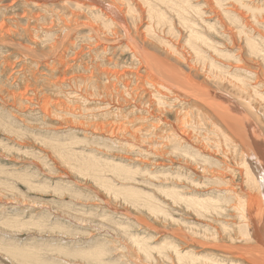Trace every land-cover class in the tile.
Listing matches in <instances>:
<instances>
[{
    "label": "rangeland",
    "instance_id": "rangeland-1",
    "mask_svg": "<svg viewBox=\"0 0 264 264\" xmlns=\"http://www.w3.org/2000/svg\"><path fill=\"white\" fill-rule=\"evenodd\" d=\"M75 1L77 0H46L42 1L43 3L39 1L42 6L38 8L31 5L29 0H0V21H5L6 26L15 31V33L0 35V118L5 116V121L15 127V129L18 130V135H21L19 138L16 137L17 135L13 136L6 134L0 130V140L7 145V149L2 148L0 145V166L2 167V170H0V174H2L0 175V180L11 183L10 189L12 190L7 192L5 191V187L0 186L2 187L0 188V237L10 238V240L15 241V243L21 247L30 246V248H32L31 242L33 244L39 243L36 245H40L41 248H44L43 251H40V256L45 260H49L51 263L56 261L55 263L58 264H96L95 261L91 262V258L85 255L84 252L98 246H103V248L110 247V249H113L111 251L112 253L110 252V254L107 255L108 259L110 257L109 261L111 264L139 263L141 260L137 258L138 255L137 252H135V247H132V243H129L126 239L128 236H131V234H138L139 236L145 238L146 244L149 246L151 245L152 247L154 246V248L149 249L151 252L150 254L152 255L150 259L149 257H142L141 254L138 253L139 256L143 258L142 261L144 264L146 262V264H148L149 260L156 262L155 264H166L171 260H173L171 261L172 263L170 262L171 264H179L175 261L174 252L171 250L173 249V245L178 251L183 248H185V250L191 249L198 257L192 260V264H221L223 260V263L227 264H230V262H233L234 264H249L247 260H249L250 257L252 259L254 256L253 254H247V252L250 251V245H247L248 241L245 242L239 241L238 239L235 240L233 236L234 233L231 234L232 229H228L233 227V224L230 223L231 221L229 219H233L234 216L227 217L226 214L224 215L225 212H223V214L208 213L203 217V214L195 212L192 208H187L184 204H181V202L173 203L171 200L172 198L164 192V189L171 188L173 186L177 190L184 189L182 192H188L189 194H187L189 196H200V198H202L207 195L206 197L211 196L214 198L215 195L207 192V190L213 186L209 185L212 181L200 177L201 175L199 173H202L201 168H197V171H199L198 173H192L186 166V163L189 165L193 164V166H200L204 163L200 164V162H198L199 164L195 163L196 165L189 161L184 163V158H186V161L190 159L188 155H195L196 153L199 154L201 152V157L204 159L203 156L206 155V158L208 157L207 159H209L210 162L203 166L209 168L212 173H219L222 179L226 181V185L233 187L237 194H241L245 199L249 198L252 194L253 197L256 196L260 198L255 186H253L252 191L246 190V178L240 166L242 156L235 153L236 149L229 146L230 144L226 142L225 138H219L220 136L218 135L213 136V139L211 140L213 142H210L211 145L216 144L218 147L215 145V149L212 147L209 148L211 154H206L207 152L205 146L207 148L209 147V141L206 138L208 132L205 129L212 128L215 130L210 122V120H213L214 117L211 115V119H209L205 112L206 107L201 106V101L195 99L192 95L184 94V92L180 90L182 95H180V99L178 98L176 100V104L178 105H174L175 102L171 101L172 105L169 102L170 105H166L165 108L161 107L162 111L159 113L158 110L154 108V106H158V108L160 107L156 98L153 96L155 89L154 87H151L152 85L149 86L147 81V79L151 80V78L146 75L145 69L141 68V64L137 60V58H143L139 55V52H135V56L132 57V53L129 49H127L129 46H123V44H125L128 40L127 37L124 36V33L126 32L124 27L125 25H122L123 28L118 25L120 30L119 34H121L122 39L118 40V37L110 35L107 41L102 40L100 45H97L96 41L98 40L95 37L93 39L88 37L91 33L88 32L86 27H82L76 31H71V28H73L72 26L76 23V19L78 22L85 21L87 19L94 21L95 19L87 10L76 8L74 5ZM128 1H131L132 9L137 17L135 20L131 19L129 16L127 17V19L131 21H129L131 24L128 23L131 29L130 31L134 33V29L138 24L137 20L141 17L140 14L145 15L144 20H146L145 18L148 13L151 12V19L150 21L148 20L151 25V34L153 32L158 39L167 42L170 40L174 44L175 42H180L178 45L181 46L184 51L179 54L167 53L164 47H162L164 45L161 44V47L160 45H157V47L149 46L148 49L158 53L157 55H159V57L161 53L162 58L160 57V59L165 60L163 58L165 56V61L168 60L170 63L172 62L177 64V66L183 71L184 76L190 74L192 77L205 83L207 88L221 91L232 96L252 118L254 124L261 131V137L264 139V116L260 114L261 112H264L262 101L256 97L253 99L252 106L248 107L247 102L241 96V94H244L229 87L226 79H224V81H219L212 75L210 79L206 78L204 73L201 71L202 64L199 58L194 55V52H192L193 50L190 49V47H187L188 43L198 44V40L196 38H187V42L185 44V33L187 32L185 31L186 28L184 27L181 17L191 19L195 23L198 21V24H201L199 22L200 19L198 20L197 15L191 11L190 7L187 11H182L181 14L183 16H181L178 14L177 6H175L173 0ZM190 1L192 4L197 3V7L199 6L202 10L201 18H207L206 21L209 22V24H205L206 26L204 25L205 27L198 26L201 30L203 29L201 33L208 39V41L210 40L217 45L216 49L221 52H231V55H234L233 60L232 58L227 60L225 59L227 58L225 56H216L207 50V48H202L203 51H205V57L203 60L204 62L208 61L205 62L206 67L214 72L219 69V71L226 76L227 74L231 77L239 75L238 77L249 81L250 86H248V88L251 92L253 91L251 89L253 88V85L258 86L256 88L258 91H264V80L261 76L262 74L257 72L259 69V66L257 67L258 63L260 66H264V56L263 59L261 57H256L255 59L254 56L248 57L249 55L244 54L246 50L245 44H243L244 35H239V33H237L239 32V28L243 25L248 34L253 35L254 38L256 36L259 47L264 53V0H244L246 3H251L250 5L255 7V10H258L255 13L253 10L251 11L255 14V17L252 16L253 13H251L250 10L248 12L247 9H244L246 7L243 8L235 0L224 1L222 3L225 4L223 8H220V5L215 4L213 0ZM81 2L87 3L88 1L81 0ZM102 2L108 6L113 4L107 0ZM146 2H150L153 6H151L150 3L147 4ZM258 5L261 6V8L258 7ZM148 6L150 10L149 8L147 10ZM230 7L233 9L237 8L236 10L242 11L243 14L245 13L244 15L247 14V16H245L246 19L244 17H239V14L237 15V20L234 19V21L229 16L226 17L227 13L224 10H227ZM123 10L125 11L126 8L124 7ZM77 11L80 14L72 13ZM23 14H25V16H22ZM117 14L121 16L120 12ZM156 14L157 17L155 19ZM36 15L39 17L36 18ZM10 16L14 19L9 18ZM250 16H252L253 19ZM260 17L263 20L262 22L261 20L259 21ZM65 21L67 23H64ZM99 22L100 20H98V23ZM249 22H251V24ZM255 23L258 24V26L253 25ZM210 24L211 26L213 24L212 28ZM168 25L169 27H173V33L170 32L165 34V30L162 31V29L164 27H168ZM251 25L255 26L254 28L257 30L254 29L253 26L252 30ZM228 27H232L234 33H237L235 38L236 41L234 40V42H230V40H228L230 38L228 34L229 30L227 29ZM24 28L26 29L24 30ZM110 28L113 29L114 26L111 25L109 29ZM66 29L70 32H67ZM259 30L261 31L259 32ZM223 31H225L224 33H227V35L223 34ZM93 35L95 36V34ZM163 36L167 38L164 39ZM177 38L178 40H176ZM15 43L17 44L15 45ZM23 44H27V46L29 44V47L34 50H31L28 53L24 52L21 48ZM103 46L105 48H103ZM80 50L82 51L80 52ZM238 53L240 55H238ZM212 54L214 57L213 60L216 59V64H214V61L210 63L209 59L213 57H209V55ZM228 62L232 64L241 63L245 66L247 65V67L251 68V70L258 69L251 72V74H254L253 76L248 74L247 77H244L246 74L231 70L232 68L228 69L226 67ZM225 63L226 65H223ZM216 68L217 70H215ZM104 69L108 71H122L125 72V74L119 76V79L117 76L115 77L107 73L108 71L106 72L108 75H106V73L102 71ZM81 76H89L91 78L89 79L90 83L87 81L84 82L85 80L81 81ZM62 77H75V79L72 81L68 79L66 81L65 79V83H54L55 80L58 81V79ZM113 81L115 82L113 83ZM128 82V86L125 85ZM153 82L157 87L161 88L159 91L168 93V91L163 88L164 86L157 84L155 81ZM135 85H138L139 88L135 89ZM67 92L71 94H78L81 96L83 101L80 102L68 99ZM13 93L17 96L13 97ZM21 93H23L22 96ZM24 95L26 96L25 98H23ZM188 96H191V98ZM133 97H135V100H133ZM47 100L51 101L50 103L61 101L65 105L67 104L66 106L70 108L73 106L71 109H73L78 115H75L76 117H74L73 115H64L62 113L61 115H63V117L61 118L58 115V112H56L55 117L52 118L51 115H49V117L47 114L43 113L44 110H42L44 109V102ZM188 100L192 103H186ZM195 100L198 104H195ZM150 103L151 105H149ZM195 106L197 107L195 108ZM51 109L56 110L52 107ZM180 109L189 110L191 116L187 118L195 121L198 120L200 126H196L194 128V126L187 125V127H185V131L184 126L176 125V114L174 112ZM56 116H59V119L56 118ZM11 117L13 118V121ZM162 119H166L167 122H164ZM10 121L12 123L14 122L13 125ZM79 122L83 125L79 126ZM121 122L126 124L125 126L129 129V132L125 133L126 135L123 131L121 133L116 129L114 130L115 133L112 135L110 134V136L109 134H102V123L119 124ZM152 124L157 126L153 127ZM187 129L190 130L189 133ZM55 130L57 132L60 130L63 132L60 131L62 133L60 134V132L57 133ZM176 130H180L183 134L188 136L182 134L178 135L177 133L179 132H176ZM130 131H133L134 136L130 134ZM222 131L230 136L229 142L231 144L237 141V139L230 135L229 132L223 128V126ZM50 133L52 134L50 135ZM166 133L172 135L176 134L172 136L175 137L172 138V140L181 138L182 141L179 139L181 143L178 142V144L184 150L183 152L186 153V156L183 155V153L171 155L165 152V150L169 151L172 148L170 144L167 148L165 147L168 139L162 137L165 136ZM48 135L51 136L49 138H53L55 140H60L61 137L62 139H66L67 136L72 137V135L73 137L78 136L79 138H85L88 144L84 145L81 143L79 146L80 148L85 149L87 152H93L97 157L102 160H106L108 163L120 164L124 169H129L135 178H139L138 180L132 179L133 181L129 180L128 182H122L119 179L114 180L112 175H106L115 187L119 186V184L121 185V183L128 186L132 185L135 188L147 192L145 195L149 196L153 203L150 202L149 206L146 207L145 205L133 203L121 195H112V192L92 181L93 178L91 179L89 176L88 178L78 174V172L75 173L76 171L70 170L67 165L63 164L60 159L57 158L51 148L44 146V144H42L39 140L34 139L37 137V139H41V137H47L48 139ZM58 135H60L59 138ZM211 135H213V132ZM198 144L203 151L199 146H197ZM246 146L247 145L240 144L238 145V148L246 150ZM17 147L20 148L17 149ZM187 147L190 151L187 150ZM194 147L196 148L195 150ZM8 149L10 151H8ZM21 150H24L25 153L21 152ZM193 151L196 152L194 153ZM169 158L175 160L172 161ZM178 159L181 160V163ZM144 161L147 163L144 164ZM158 163H160V167L157 166ZM161 166L163 170L161 169ZM177 166L180 167L177 168ZM225 167H229L226 173L221 171ZM16 169L19 174L25 175L27 173L26 175L29 176L31 183L33 185L37 184L38 186L28 188L23 182L17 180V178L14 179V176L11 177L7 175L8 170H10L9 173L14 174ZM156 169L159 170L157 171ZM169 169L171 170L169 171ZM147 171H150V174L153 172L156 179L149 178V176L146 175ZM160 171L162 174L168 173V178H166L168 181L163 178L164 176H162L161 173L159 174ZM3 172L6 176H8V179L5 177ZM184 174H186L189 178L185 175L186 179H184ZM207 178H212V175H208ZM160 179L162 182L165 180L170 184H157L156 182H160ZM189 179L192 183H194L193 185ZM170 180L172 182L174 181L173 184ZM178 180H180V183ZM152 183H156V187H154ZM180 184H184V186H181ZM186 186H188V188H186ZM182 187L183 189H181ZM214 200L215 202L213 204L216 203V205H222L220 198L215 197ZM230 203L234 202L230 201ZM39 204H42L43 206H37ZM149 208L151 210H149ZM154 208L157 209L158 212H155ZM181 210L182 212H180ZM7 217H15L18 221H25V224L19 226L20 229H11L8 225H6V223L2 222L7 219ZM175 218L177 220L181 218V221L179 222ZM29 221L30 224H28ZM201 222L202 224L198 225V223ZM203 222L209 225L208 230L204 228L205 225ZM32 223H36L37 225L33 226ZM100 224L105 227L107 225V227L102 228L99 226ZM189 225L194 228L193 230H197V232L199 231L202 234L205 232V234L207 233V235L211 236L213 239L202 238L199 234V236H196L195 238L200 244L196 243V245H192L191 242H189L191 238L183 237L182 231L177 230L188 229L190 228L188 227ZM113 226L119 229L122 228L125 230V233H129V235L127 236V234H125L126 236H123L118 233L116 234L112 231L114 230L113 228H115ZM176 226H178V228ZM201 226L203 227L201 228ZM225 227L226 229H223ZM12 230H16L17 233ZM220 230L221 233L219 235L217 234L218 238L216 241H213L215 236L214 233H217V231ZM223 230H227L231 235L226 233L229 235V237H226V234L222 233L224 232ZM6 232L11 233L12 235L7 237V234H5ZM12 236H14V238ZM230 238H232V240ZM154 243L158 244L155 245ZM168 243L173 245L168 246ZM205 244H208L209 246H206ZM218 245H222L224 247H217ZM241 247L244 249L243 251L240 250ZM235 248L236 250L234 252L233 250ZM3 253L4 251L0 250V264H10V260L7 258L5 253ZM228 253H231L230 255H235L236 259L231 257L227 258L226 254ZM240 254L243 256L241 257ZM144 259L149 260L144 262ZM184 262L189 263V261L184 260L181 264H186ZM11 264L16 263L12 262ZM149 264H151V262H149Z\"/></svg>",
    "mask_w": 264,
    "mask_h": 264
},
{
    "label": "bare ground",
    "instance_id": "bare-ground-1",
    "mask_svg": "<svg viewBox=\"0 0 264 264\" xmlns=\"http://www.w3.org/2000/svg\"><path fill=\"white\" fill-rule=\"evenodd\" d=\"M41 3H43L42 1H46V0H39ZM38 0H29V2L31 3V5L33 6H36V7H41L42 4L39 3ZM48 1V0H47ZM50 1V0H49ZM88 2L85 3V2H81V0H77L75 1V7L76 8H79V9H82V10H87L88 12H90L92 14V16L95 18L94 21H90V20H85V21H79L76 19V23H74V26H72L73 28H71V31L73 30H78L82 27H86L88 29V32H90L91 34H89V38L90 39H93L94 37L98 40L96 41L97 42V45H100V42H102V40H108V37H110V35L114 36V37H118V40L119 39H122L121 38V34H119L120 30L118 28V25H120L122 27V25L124 24L125 26V30L126 32L124 33V36L127 37V41L125 42V44H123V46L125 47L126 45L129 46V48L127 47V49L130 50V52L132 53V57L135 56V52H139V55H141V57L143 59H138L137 60L140 62L141 64V68L142 69H145L146 71V75L149 76L151 78V80H148V83H149V86L151 87H154L155 89V92L153 93V96L156 98L157 100V103L160 105V107L158 108V106H154V108H156V110H158V112L160 113L162 111V108H165L166 105H172V102L171 101H174V105H178L176 104V100L179 98L180 99V95L181 94V91L184 92V94H188V95H192L195 99H198L199 101H201L202 105L201 106H205L206 107V114L207 116L209 117V119H211V115L214 117L213 120H210L211 124L213 125V127L215 128L212 129V128H209V129H205L208 133H207V140L209 141V147L206 148V154L209 155L211 154L210 151H209V148H216V146L218 147V145H214V144H210V142H213L211 141L213 139V136L215 135H218L220 136L219 138L223 137L225 138L226 142L229 143L231 147H234L236 149V152L239 156L241 155V161L240 162V166L244 172V175H245V184H246V190H250L252 191L253 189V186H255L256 188V191L259 193V197H256L254 196L253 197V194L250 195L249 198L245 199L241 194H237V192L235 191V189L233 187H230V185H226V181L224 179H222L221 175L217 172H214L212 173V171L209 169V168H206L205 166L203 165H207V163H210L209 162V159L206 158V155H204V159L201 157L200 153H196L195 155H188L190 159H188L186 161V158H184V163L185 162H192V163H198L200 162L201 163H204V164H201L200 166H193V164H188L186 163V166L188 167V169L192 172V173H198L199 171H197V168H201L202 170V173H199L203 179H207V180H210L212 181L211 184L209 185H213L209 190H207V192H210L211 194L215 195V197H218L221 199V202H222V205H216L213 204L215 202L214 198L213 197H206L207 195L203 196L202 198H200V196H189L188 192H182L184 189L183 187L181 189L183 190H177L175 189V187H171V188H166L164 189V192L166 193V195L170 196L173 201V203H177V202H181V204H184L187 208H192L195 212L197 213H200V214H203V217L204 215L206 214H210V213H213V214H223L224 215L226 214L227 217L228 216H234L233 219H229L233 224V227L231 228H228V229H232V233L233 236H234V239H238L239 241H245L247 242V245H250V251L247 252L248 255H252L253 254V258L248 261L249 264H264V139L261 137V131L257 128V126L254 124L252 118L244 111V108L230 95L224 93V92H221V91H217V90H213V89H210V88H207V85L205 83H203L202 81H199L197 80L196 78L192 77L190 74H187L184 76V73L183 71L177 66V64L175 63H170L168 60H166V57L164 56L163 58L165 60H162L160 59L161 57V53H160V57L159 55H157L158 53H155L153 51H150L148 49V47H157V45H164L162 47H164L165 51L167 53H175V54H179L180 52L182 53L184 50L181 48V46H179L178 44L180 43H177L175 42V44L173 42H171L168 38V40L170 41H164V40H160L157 38V36L152 32L151 34V25L149 24V21L151 19V15L150 13H148L147 17L145 18L146 20H144V16L145 15H141L140 14V18H138V24H137V27L134 29V33L131 32L130 30V26L128 23H130L131 21L127 19V17L129 16L131 19L135 20L137 19L133 9H132V4H131V1H128V0H107L113 4H111L110 6L108 5H105L102 1L104 0H87ZM148 1V0H146ZM215 2V4H218L220 5L221 7L220 8H223L225 4H222L224 1H227V0H213ZM212 1V2H213ZM229 1V0H228ZM237 3H239L240 6H242L244 9H247L248 12L250 10V12L253 10V12L255 13L256 11L258 10H255V7L251 6L250 4L251 3H246L244 0H235ZM244 1V2H243ZM251 1V0H250ZM15 2V1H14ZM174 4L175 6H177V12L178 14H180L181 16H183L181 13L182 11H187V9L190 7L191 11L195 13V15H197L198 17V20L200 19V23L201 24H198V21L195 23L193 20L191 19H186L185 17H181V20L184 24V27L186 28V32H182V33H185L186 34V41H185V44L187 42V38H196L198 40V44L197 43H193V44H187V47H190V49H192L194 52V55L199 58L200 62H201V71L204 73L205 77L210 79L211 78V75L218 79L219 81H224V79H226L228 81V85L229 87L233 88V89H236L237 91H239L240 93H243L244 95L241 94L242 98L247 102L248 104V107H251L252 106V102H253V99L257 97V99L259 98V100L262 101V105H263V111H264V91H258L256 88L258 87L257 85H253V88H251L254 92L252 93L251 90L248 88V86H250V83L248 80H244L243 78L241 77H238L239 75L235 76V77H231V76H227L224 75L223 73H221L219 71V69L217 70V68L215 70L217 71H213L211 69H208L206 67V63L205 62H208V61H205L203 60V58L205 57V51H203V49L207 48V50H209L210 52H212L214 55L216 56H219L221 57L220 55H222L223 57H227L225 59L229 60L230 58H232L233 60V57L234 55H231L232 53L231 52H221L220 50L216 49V44L212 41H208V39L201 33L202 30L200 29V27L198 26H204L205 24H209V22L206 21V19L204 18H201V14H202V10L199 8V6L197 7V3L196 4H192V2L190 0H176L174 1ZM147 3V2H146ZM150 3V2H149ZM147 3V4H149ZM61 4V3H60ZM125 5V6H124ZM151 5V3H150ZM149 5V6H150ZM147 6V5H146ZM149 6L147 7V10L149 8ZM153 6V5H151ZM126 8V10L124 11L123 8ZM241 7V8H242ZM258 7L261 8V6L258 5ZM43 8V7H42ZM134 8V7H133ZM104 9V10H103ZM131 9V10H130ZM237 9V8H236ZM236 9H233L232 7H230L229 9L227 10H224L226 11L227 13V16L226 17H230L233 19H236L237 20V15L239 14V17H244L247 16L243 14L242 11H237ZM73 10V9H72ZM71 10V11H72ZM76 10V9H75ZM137 10V9H136ZM150 10V8H149ZM130 11V12H128ZM223 11V10H222ZM245 11V10H244ZM118 12L121 13V16L119 14H117ZM236 12V13H235ZM251 12V13H253ZM72 13H77V14H80L78 11L77 12H72ZM129 13V14H128ZM137 13V12H136ZM252 14V16H254L255 14ZM128 14V15H127ZM216 14V13H215ZM258 14V13H257ZM264 14V13H263ZM225 15V14H224ZM261 15V14H260ZM22 16H25V14H23ZM252 16H250L252 18ZM36 18L39 17L38 15L35 16ZM157 17V14L155 16V19ZM255 17V16H254ZM9 18L11 19H14L12 16H10ZM62 18V17H61ZM154 18V17H153ZM159 18V17H158ZM225 18V17H224ZM249 18V17H247ZM250 18V19H251ZM10 19V20H11ZM73 19V17H72ZM160 19V18H159ZM246 19V18H245ZM249 19V20H250ZM253 19V18H252ZM98 20H100V22L98 23ZM149 20V21H148ZM223 20V19H222ZM261 20V22L263 21L260 17L259 21ZM130 21V22H129ZM221 21V20H220ZM240 21V20H239ZM247 21V20H245ZM255 21V19H254ZM258 21V20H257ZM69 22V21H68ZM256 22V21H255ZM64 23H67L66 21ZM224 23V22H222ZM237 23V21H236ZM239 23V22H238ZM244 23V22H243ZM246 23V22H245ZM251 24V22H249ZM254 23V22H253ZM131 24V23H130ZM234 24V23H233ZM261 24V23H260ZM259 24V25H260ZM45 25V24H44ZM51 25V23H50ZM113 25L114 28H110L109 27ZM242 25V24H241ZM245 25V24H244ZM253 25H257L258 24H253ZM251 25V28L252 26ZM136 26V25H135ZM171 26V25H170ZM206 26V25H205ZM204 26V27H205ZM208 26V25H207ZM211 26V24H210ZM213 26V24H212ZM211 26V28H212ZM236 26V25H235ZM239 26V25H238ZM256 26V27H257ZM12 27V26H11ZM246 27V26H245ZM255 26H253L254 28ZM33 28V26H32ZM69 28V27H68ZM67 28V29H68ZM123 28V27H122ZM133 28V27H132ZM173 27H164L162 29V31L165 30V34L167 33H173ZM208 28V27H207ZM210 28V27H209ZM210 28V29H211ZM225 28V27H224ZM239 28V27H238ZM237 28V29H238ZM247 28V27H246ZM249 28V29H251ZM252 28V30H253ZM258 28V27H257ZM26 28H24L25 30ZM66 29V31H67ZM209 29V30H210ZM214 29V28H213ZM229 30V32L232 34H230L228 31V34L230 36V38L228 40H230V42H234L235 38H236V35L237 33L240 34H243V39H244V43L245 44V53L246 55H249L248 57L250 56H254V58L256 59V57H261L263 59V56H264V53H263V50L259 47V44L257 42V39H256V36L255 38L253 37V35H250L247 33V31L245 30L244 26L242 25L240 28H239V32L237 33H234L232 27L231 28H227ZM256 29V28H254ZM28 30V28H27ZM33 30V29H32ZM133 30V29H132ZM206 30V29H205ZM257 30V29H256ZM250 31V30H249ZM261 30H259L260 32ZM30 32V31H28ZM67 32H70V31H67ZM225 31H223V34H226L227 33H224ZM9 33H15L14 30L10 29V27L6 26V22L5 21H0V35H3V34H9ZM45 33V32H44ZM95 34V36L93 34ZM175 34V33H174ZM180 34V33H179ZM263 34V33H262ZM17 35V34H16ZM264 35V34H263ZM262 35V36H263ZM33 36V35H32ZM174 36V35H173ZM177 36V35H176ZM182 36V35H181ZM87 37V38H88ZM240 37V36H239ZM10 38V37H8ZM65 38V37H64ZM164 39H166L167 37L163 36ZM181 38V37H180ZM157 39V40H155ZM101 40V41H100ZM178 40V38L176 39ZM241 40V39H240ZM33 41V40H31ZM50 41V40H49ZM48 41V42H49ZM52 41V40H51ZM62 41V40H61ZM236 41V40H235ZM243 41V40H242ZM10 42V41H9ZM34 42V41H33ZM47 42V43H48ZM50 43V42H49ZM142 43V44H141ZM17 43H15L16 45ZM103 44V43H102ZM118 44V43H117ZM263 44V43H262ZM96 45V44H95ZM96 45V46H97ZM105 45V44H104ZM160 45V47H161ZM179 47H178V46ZM189 45V46H188ZM45 46V45H44ZM54 46V45H53ZM47 47H50V46H47ZM56 47V46H55ZM54 47V48H55ZM22 50L24 52H29L31 50H34L32 48L29 47V44L27 46V44H23L21 46ZM103 48H105L103 46ZM203 48V49H202ZM229 48V47H228ZM228 48H226L227 50H229ZM244 48V47H243ZM89 49V48H88ZM155 49V48H153ZM242 49V48H241ZM58 50V49H57ZM152 50V49H151ZM243 50V49H242ZM56 51V50H55ZM82 50H80L81 52ZM179 51V52H177ZM76 53H79V52H76ZM242 53V52H241ZM213 54L212 55H209V57H213ZM243 54V53H242ZM238 55H240L238 53ZM162 58V57H161ZM213 58L209 59L210 60V63H212L214 61V64H216V59L213 60ZM254 59V60H255ZM259 59V58H258ZM239 60V59H238ZM237 60V61H238ZM243 60V59H242ZM247 60V59H246ZM253 60V58H252ZM251 60V61H252ZM61 61V60H60ZM164 61V62H163ZM236 61V60H235ZM163 62V63H162ZM221 62V61H220ZM239 62V61H238ZM166 63V64H165ZM219 63V62H218ZM246 63V62H245ZM258 63V62H257ZM261 63V62H260ZM9 64V63H8ZM7 64V65H8ZM5 65V64H4ZM45 65V64H44ZM209 65V64H208ZM213 65V64H212ZM223 65H226L223 64ZM82 66V65H81ZM259 66V69L257 72L261 73L262 77H263V80H264V66H260V64L258 63L257 64V67ZM209 67V66H208ZM228 69L229 68H232L231 70H234V71H238V72H242L243 74H246V76L244 75V77H247L248 74H251L252 71H256V70H251V68H248L247 65L245 66L244 64H241V63H229L227 64L226 66ZM137 68V67H136ZM140 68V67H139ZM211 68V67H210ZM219 68V67H218ZM4 69V68H3ZM102 69V68H101ZM107 69V68H106ZM253 69V68H252ZM111 70V69H110ZM103 72H107L108 70H102ZM102 72V73H103ZM133 72V71H132ZM13 73V72H11ZM92 73V72H91ZM104 73V74H105ZM107 73H109L110 75L112 76H117L119 78V76L121 75H124L125 72H118V71H108ZM106 73V75H108ZM226 73V72H225ZM64 74V73H63ZM257 74V73H256ZM92 75V74H91ZM94 75V74H93ZM138 75V74H137ZM144 75V74H143ZM233 75V74H231ZM252 76L254 75L253 73L251 74ZM260 75V74H259ZM90 76V75H89ZM89 76H81L80 77V80L83 81L85 80L84 82H88L90 83L89 79H91ZM140 76V75H138ZM250 76V75H249ZM251 76V77H252ZM259 76V77H261ZM79 77V76H78ZM243 77V76H242ZM249 78V77H248ZM67 81L68 80H74L75 77H72V78H67V77H62L60 79L55 80L54 83L56 82H61V83H65L64 81ZM78 79V78H77ZM120 79V78H119ZM122 79V78H121ZM155 81L157 84L161 85V86H164L163 88L166 89L168 91V93H164L162 91H159L161 88L157 87L153 81ZM251 80V78H250ZM116 81V80H115ZM113 81V83L115 82ZM252 81V80H251ZM256 81V80H255ZM77 83V82H76ZM147 83V84H148ZM257 83V82H256ZM82 84V83H81ZM102 84V83H101ZM122 84V82H121ZM129 82L125 85L128 86ZM61 85V84H60ZM78 85V83H77ZM85 85V83H84ZM83 85V86H84ZM99 85V84H98ZM112 85V84H111ZM139 85V84H138ZM138 85H135V89H138L139 86ZM252 86V85H251ZM76 87V85H75ZM74 88V87H73ZM72 88V89H73ZM80 88V86H79ZM76 90V89H75ZM181 90V91H180ZM78 91V90H77ZM116 91V90H115ZM138 91V90H137ZM136 91V93H137ZM140 91V90H139ZM143 91V90H142ZM24 92V91H22ZM70 92V91H69ZM10 93V92H9ZM68 93V92H67ZM82 93V92H81ZM251 93H252V96H251ZM25 94V93H24ZM10 95V94H9ZM19 95V93H18ZM23 95V93H21V96ZM16 97L17 95L15 93H13V97ZM84 96V95H83ZM26 96L24 95L23 98H25ZM85 97V96H84ZM182 97V96H181ZM191 98V96H188ZM135 97H133V100ZM68 99H72V100H75V101H80L82 102V98L81 96H79L78 94H71V93H68ZM25 100V99H24ZM30 100V99H29ZM187 100V98H186ZM14 101V100H13ZM28 101V100H27ZM132 101V100H131ZM154 101V100H153ZM152 101V103H153ZM51 101H45L44 102V105H43V108L42 110L43 113L47 114L48 116L51 115L52 118L55 117V114L56 112H58V115L62 118L63 115H61L62 113L64 115H73L74 117H76L75 115H78L76 114V112H74L73 109H71L73 106L68 107L66 106L64 103H62L61 101H57V102H54V103H50ZM170 102V104H169ZM181 102V101H180ZM192 103L190 100L186 101V103ZM66 103V102H65ZM141 103V102H140ZM195 104H198L196 103V100H195ZM151 105V103L149 104ZM153 105V104H152ZM182 105V104H181ZM190 105V104H188ZM192 105V104H191ZM164 106V107H163ZM180 106V105H179ZM52 108H55L56 110H52ZM76 107V106H75ZM162 107V108H161ZM175 107V106H174ZM173 107V108H174ZM194 107V106H193ZM197 106H195L196 108ZM204 107V108H205ZM42 108V107H41ZM158 108V109H157ZM148 109V108H147ZM178 109V108H177ZM184 109V107H183ZM200 109V108H199ZM202 109V108H201ZM33 110V109H32ZM171 110V109H170ZM197 110V109H196ZM203 110V112H204ZM4 111V110H3ZM208 111V113H207ZM11 113V112H10ZM79 113V112H78ZM103 113V112H102ZM176 114V125H180V126H184L187 127V125L189 126H194V128L196 126H200V123L195 120H191L187 117L191 116V113L189 110H178L176 112H174ZM201 113V112H200ZM80 114V113H79ZM199 114V113H197ZM196 114V115H197ZM260 114H262L264 116V112H261ZM81 115V114H80ZM7 116V115H6ZM59 116H56V118H58ZM5 116H3L2 118H0V130L3 132V133H6V134H10V135H17L16 137H19L21 136L20 134L18 135L17 131L15 129V127L11 126V124H8V122L5 121L4 119ZM13 117V116H12ZM11 117V118H12ZM50 117V116H49ZM60 118V119H61ZM7 119H10V118H7ZM6 119V120H7ZM16 119V118H15ZM19 119V118H18ZM59 119V118H58ZM216 119V120H215ZM17 120V119H16ZM66 120V119H65ZM161 120V119H160ZM164 120V119H162ZM12 121H13V118H12ZM21 121V120H20ZM78 121V120H77ZM169 121V120H168ZM161 122V121H160ZM164 122H167L166 119L164 120ZM10 123H12L10 121ZM14 123V122H13ZM12 123V125H13ZM75 123V122H74ZM129 123V122H128ZM58 124V123H56ZM79 126H82L83 124L81 122L78 123ZM77 124V125H78ZM204 124V123H203ZM221 124V125H220ZM59 125V124H58ZM126 124L124 123H119V124H111V123H102L101 127H102V134H114V130L116 129L117 131L121 132L123 131V133L125 134L126 132H129V129L125 126ZM153 125V124H152ZM170 125V124H169ZM67 126V125H66ZM71 126V125H70ZM78 126V127H79ZM157 125H153V127H156ZM218 126V127H217ZM222 126L225 130H227V132H229L230 135L234 136L237 141L235 143H230L229 142V138L230 136H228L227 134H225L223 131H222ZM58 127V126H57ZM27 128V127H26ZM71 128V127H70ZM18 129V127H17ZM69 129V128H68ZM128 129V130H127ZM189 129V128H188ZM188 133L190 130H188ZM72 130V129H71ZM70 130V131H71ZM140 130V129H139ZM203 130V129H202ZM56 131V130H55ZM61 131V130H60ZM59 131V132H60ZM69 131V132H70ZM73 131V130H72ZM134 131V130H133ZM133 131L131 132L130 131V134L134 136V133ZM179 132L177 133L178 135L182 134V135H185V136H188L186 134H183L180 130H176V132ZM185 131H186V128H185ZM211 131V133H210ZM57 132V131H56ZM57 132V133H59ZM63 132V131H61ZM60 132V134H62ZM213 132V135H211ZM221 132V133H220ZM49 133V132H48ZM53 133V131H52ZM50 133V135L52 134ZM55 133V132H54ZM117 133V132H116ZM146 134V132H145ZM64 135V134H63ZM62 135V136H63ZM116 135V134H115ZM126 135V134H125ZM176 134H167L165 136H163L162 138H167L168 139V142L165 144V147L167 148L168 146L171 145V150L167 151L165 150L166 153L168 154H180V153H183V155L186 156V153L183 152L184 150L181 148V146H179L178 142L181 143V138H178L177 140H172V138H175V137H172ZM2 136V135H1ZM42 136V135H41ZM47 136V135H46ZM60 135H58V138H59ZM86 136V135H85ZM104 136V135H102ZM118 136V135H117ZM192 136V135H191ZM206 136V134H205ZM204 136V137H205ZM51 136L48 135V139L47 137H41V139H37V138H34L35 140H39L42 144H44V146L46 147H49L51 148L54 153L56 154L57 158L60 159V161L67 165L69 167L70 170H73V171H76L75 173L78 172V174H81L83 176H86V177H91V179L93 178L92 181H94L95 183H97L99 186H102L103 188H105L106 190L112 192L111 194L112 195H121L123 196L124 198L130 200L131 202L133 203H136V204H139V205H145L146 207L149 206V203L152 202L151 199L149 198V196L145 195L147 192L145 191H142L138 188H135L133 187L132 185L128 186V185H124L123 183H121V185L119 184V186H114V184H112V181H110V179H108L106 177V175H112L113 176V179L114 180H121L122 182L124 181H129V180H135V179H139V178H135L133 176V173L129 170V169H124L123 166H121L120 164H111V163H108L106 160H102L100 159L99 157H97L93 152H87L85 149L83 148H80L79 146L81 145V143H83L84 145H87L88 142L85 140V138H79L78 136H74L72 135V137L70 136H67L66 139H62V137L60 138V140L58 139H53V138H49ZM87 137V136H86ZM100 137V136H99ZM105 137V136H104ZM121 137V136H120ZM197 137V136H196ZM233 137V138H234ZM20 138V137H19ZM33 138V137H32ZM56 138H57V135H56ZM186 138V137H185ZM184 138V139H185ZM193 138V137H192ZM216 138V137H215ZM179 139L181 141H179ZM183 139V138H182ZM190 139V138H189ZM189 139H188V142H189ZM187 140V139H186ZM185 140V141H186ZM195 140V139H193ZM205 140V141H207ZM224 140V139H223ZM233 140V139H232ZM104 141V139H103ZM120 141V139H119ZM184 142V140H183ZM182 142V143H183ZM191 142V141H190ZM220 142V141H219ZM232 142V141H231ZM234 142V140H233ZM11 143V142H10ZM120 143V142H119ZM193 143V142H192ZM170 144V145H169ZM186 144V143H185ZM184 144V145H185ZM190 144V143H189ZM205 144V143H204ZM247 145L246 146V150H242V149H239L238 148V145ZM250 144V145H249ZM0 145L2 146V148H6L7 145L4 144L2 142V140H0ZM123 145V144H122ZM125 145V144H124ZM182 145V146H184ZM196 145V144H195ZM208 145V144H207ZM187 146V145H186ZM199 146V144L197 145ZM200 147V146H199ZM1 148V149H2ZM13 148V147H11ZM16 148V147H15ZM20 148V147H17V149ZM129 148V147H128ZM201 148V147H200ZM199 148V149H200ZM214 148V149H215ZM244 148V147H243ZM7 149V148H6ZM185 149V148H184ZM189 148L187 147V150ZM196 148L194 147V150ZM12 150V149H11ZM14 150V149H13ZM164 150V149H163ZM202 150V148H201ZM8 151H10L8 149ZM40 151V150H39ZM137 151V150H136ZM190 151V150H188ZM203 151V150H202ZM205 151V150H204ZM21 152H24L25 151L21 150ZM194 152V151H193ZM196 152V151H195ZM194 152V153H195ZM38 153V152H37ZM42 153V152H41ZM147 153V152H146ZM164 153V152H162ZM185 153V154H184ZM5 154V153H4ZM16 155V154H15ZM38 155V154H37ZM42 155V154H41ZM156 155V154H155ZM160 155V154H158ZM12 156V155H11ZM157 156V155H156ZM162 156V155H161ZM159 156V157H161ZM184 156V157H185ZM39 157V156H38ZM156 158V157H155ZM201 158V159H200ZM41 159V158H40ZM47 159V158H46ZM170 159V158H169ZM168 159V160H169ZM8 160V159H7ZM145 160V159H144ZM172 161H174L175 159H170ZM180 160V159H178ZM177 160V161H178ZM193 160V161H192ZM129 161V159H128ZM158 162V161H157ZM181 163V160L179 161ZM144 164L147 163L146 161L143 162ZM172 163V162H171ZM177 163V162H176ZM160 163L157 164L158 167H160L159 165ZM199 164V163H198ZM59 165V164H58ZM149 165V164H148ZM167 165V164H166ZM178 165V164H177ZM196 165V164H195ZM164 166V164H163ZM171 166V165H170ZM182 166V165H181ZM152 167V165H151ZM156 167V166H155ZM180 167V166H179ZM177 166V168H179ZM183 167V166H182ZM63 169V168H62ZM161 169H162V166H161ZM229 167H225L223 170L224 173H226L228 171ZM0 170H2V167L0 166ZM51 170V169H50ZM157 170V169H156ZM159 170V169H158ZM157 170V171H158ZM163 170V169H162ZM165 170V169H164ZM171 169H169L170 171ZM4 171V169H3ZM13 171V170H12ZM5 172V171H4ZM3 172V174H4ZM10 170H8V174L9 176H14V179L17 178V180H20L21 182H23L28 188H32V187H37L38 185L35 184L33 185L31 183V180L29 178V176H27L26 174L23 175V174H19L17 173V169L14 171V174L13 173H9ZM150 172V171H149ZM147 171V174L149 176V178H152V179H156V176L154 175V173L152 172L151 174ZM172 172V171H171ZM24 173V172H23ZM35 173V172H34ZM54 173V172H53ZM158 173V172H157ZM156 173V174H157ZM162 174V172L160 171L159 174ZM180 173V172H179ZM153 174V175H152ZM170 174V172H169ZM173 174V173H171ZM175 174V173H174ZM189 174V173H188ZM2 175V174H0ZM5 175V174H4ZM158 175V174H157ZM176 175V174H175ZM180 175V174H178ZM185 175L184 174V179L185 178ZM192 175V174H191ZM197 175V174H196ZM206 177H205V176ZM208 175H212V178L208 179L207 176ZM159 176V175H158ZM157 176V177H158ZM162 176H164L163 178L166 179L168 178V173L165 174L163 173ZM170 176V175H169ZM187 176V175H186ZM190 176V174H189ZM194 176V175H193ZM2 177V176H1ZM5 177H7L8 179V176L5 175ZM88 177V178H89ZM115 177V178H114ZM172 177V176H171ZM175 177V176H174ZM188 177V176H187ZM195 177V176H194ZM111 178V177H110ZM170 178V177H169ZM180 178V176H179ZM183 178V177H182ZM181 178V180H182ZM189 178V177H188ZM187 178V180H188ZM191 178V177H190ZM171 179V178H170ZM174 179V178H173ZM178 179V178H177ZM183 179V180H184ZM16 180V181H17ZM132 180V181H133ZM161 180V179H160ZM167 180V179H166ZM176 180V179H175ZM186 180V181H187ZM131 181V182H132ZM168 181V180H167ZM167 181H163L162 180L160 182H156L157 184L158 183H161V184H170V183H167ZM171 181V180H170ZM179 183H180V180H178ZM189 181L192 183V181L189 179ZM118 182V181H117ZM138 182V181H137ZM172 182V181H171ZM174 182V181H173ZM172 182V184H173ZM188 182V181H187ZM189 182V183H190ZM200 182V181H199ZM94 183V184H95ZM119 183V182H118ZM156 183H152V185H154V187H156L155 185H157ZM177 183V182H176ZM126 184V183H125ZM194 183H192L193 185ZM10 185L11 183H8L6 181H2L0 180V186L2 187H5V191L9 192V191H12L10 189ZM181 185V184H180ZM197 185V184H196ZM195 185V186H196ZM177 186V185H176ZM181 186H184L181 185ZM0 187V188H2ZM98 187V186H97ZM194 187V186H192ZM42 188V187H41ZM101 188V187H100ZM185 188V187H184ZM186 188H188V186H186ZM208 188V187H207ZM10 189V190H9ZM38 190V189H37ZM52 190V189H51ZM104 190V189H103ZM188 190V189H187ZM42 191V190H41ZM53 191V190H52ZM65 192V191H64ZM107 192V191H106ZM5 193V192H4ZM14 193V192H13ZM184 193V194H183ZM188 193V194H187ZM10 194V193H8ZM191 195V194H190ZM114 197V196H113ZM217 201V199H216ZM231 202H234V203H230ZM37 202V200H36ZM40 203V201H39ZM153 203V202H152ZM34 204V203H33ZM32 204V206H33ZM44 204V203H43ZM180 205V204H178ZM37 206H43L42 204H39ZM46 206V205H45ZM163 206V205H162ZM41 208V207H40ZM1 209V208H0ZM55 210V209H54ZM149 210H151L149 208ZM153 210V209H152ZM187 210V209H186ZM154 211L155 212H158L157 209L154 208ZM178 212V211H177ZM182 212V210L180 211ZM167 213V212H166ZM184 213V212H183ZM151 214V213H150ZM181 214V213H180ZM168 215V214H167ZM153 216V215H152ZM166 217V216H165ZM178 217H181V216H178ZM209 217V216H208ZM172 219V218H171ZM176 219V218H175ZM173 219V220H175ZM210 219V218H209ZM171 220V221H173ZM177 220V219H176ZM183 220V219H182ZM224 220V219H223ZM228 220V219H227ZM177 221H181V218ZM201 221V220H199ZM2 222L6 223V225H8L11 229H20L19 226H21L22 224H25V221H18L17 218L15 217H7V219L3 220ZM221 222V221H220ZM77 223V222H76ZM185 223V222H183ZM227 223V222H226ZM28 224H30V221L28 222ZM99 224V223H98ZM105 224V223H104ZM107 224V223H106ZM201 223H198V225H201ZM203 224L205 225V229H209L208 228V224L204 223ZM220 224V223H219ZM222 224V223H221ZM33 226L37 225L36 223H32ZM177 225V224H175ZM181 225V224H180ZM224 225V224H223ZM230 225V224H229ZM42 226V224H41ZM100 227L102 228H106L104 225L100 224L99 225ZM221 226V225H220ZM109 227V226H108ZM115 227V226H113ZM123 227V226H122ZM178 228V226H176ZM188 229H177V230H181L182 231V235L183 237H190L191 240H189V242H191V244L193 245H196V243H199V241L196 240V236H200L202 238H205V239H213L211 238V236L207 235V233L205 234V232L200 233L199 231L197 232V230H193L194 228H192L191 225H189ZM203 226H201L202 228ZM110 228V227H109ZM200 228V229H201ZM112 229V228H111ZM114 230H112L113 232H115L116 234H121V235H125L127 233H125V230H123L122 228H113ZM196 229V228H195ZM223 229H226L223 228ZM235 229V230H234ZM222 230V229H221ZM221 230L220 231H217V233H214V240L213 241H216V239L218 238L217 237V234L219 235L221 233ZM234 230V231H233ZM11 231V230H9ZM14 232H16V230H12ZM203 231V230H202ZM224 231V230H223ZM236 231V232H235ZM208 232V231H206ZM17 233V232H16ZM15 233V234H16ZM224 234L226 233H229L227 230H225L224 232H222ZM5 234H7V237H9L10 235H12L11 233H8L6 232ZM230 234V235H231ZM41 235V234H40ZM129 235V233L127 234V236ZM16 236V235H15ZM126 236V235H125ZM209 236V237H208ZM14 238V236H12ZM32 237V236H31ZM199 237V238H201ZM226 237H229V235L226 234ZM224 237V238H226ZM232 237V236H231ZM41 238V237H40ZM182 238V237H180ZM198 238V239H199ZM128 240L129 243H132V247L134 246L136 251L137 252V258L139 260H141L139 263H135V264H142L143 261L139 254H141V256L143 257H149V259L151 258V252L149 249L151 248H154V246L152 247L151 245L149 246L148 244H146V240L145 238L139 236L138 234H134L131 236H128L126 238ZM154 239V238H153ZM227 239V238H226ZM232 240V238H230ZM16 240V239H15ZM157 240V239H156ZM208 241V240H207ZM210 241V240H209ZM34 243H36L35 241H33ZM188 242V241H187ZM123 243V242H122ZM121 243V244H122ZM214 243V242H212ZM225 243V242H224ZM36 244H39V243H36ZM36 244H33L31 242V245H32V248H30V246L28 247H21V246H18L15 241L13 240H10V238H5V237H0V250L1 251H4L5 255L7 256V258L10 260V264L12 262L16 263V264H58V263H51L49 260H45L44 258H42L40 256V251H43L44 248H41L40 245H36ZM126 244V243H125ZM155 245H157L158 243H154ZM165 244V243H164ZM200 244V243H199ZM241 244V243H240ZM103 245V244H102ZM127 245V244H126ZM125 245V246H126ZM172 246L173 244H169L168 243V246ZM206 245V244H205ZM208 245V244H207ZM206 245V246H207ZM210 245H211V242H210ZM217 245V244H216ZM228 245V244H226ZM123 246V245H122ZM209 246V245H208ZM220 245H218L217 247H219ZM245 246V245H244ZM173 249V252H174V256H175V261L178 262L179 264H181L184 260L186 261H189V263H193L192 260L195 259V258H198L196 256V254L190 249H186L183 248L181 250H176L175 246L173 245L172 246ZM171 247V248H172ZM175 247V248H174ZM221 248L224 247V246H220ZM228 247V246H227ZM248 247V246H247ZM246 247V248H247ZM115 248V247H114ZM158 248V247H157ZM188 248V247H187ZM231 248V247H230ZM133 249V250H135ZM113 249H110L109 248H103V246H98L96 248H91L87 251L84 252L85 255L89 256L91 258V262H94L96 264H111L109 259H108V254H110V252L112 251ZM169 250V249H168ZM170 250V251H171ZM198 250V249H197ZM236 248L233 250L235 252ZM240 250H244L242 247ZM52 251V250H51ZM232 251V250H230ZM158 252V251H157ZM237 252V251H236ZM245 252V251H244ZM3 253V254H4ZM43 253V252H42ZM49 253V252H48ZM46 253V254H48ZM53 253V252H52ZM112 253V252H111ZM114 253V252H113ZM139 253V254H138ZM159 253V252H158ZM172 253V252H171ZM246 253V252H245ZM45 254V255H46ZM169 254V253H168ZM231 254V253H230ZM229 253L226 254L227 255V258L231 257V258H235L236 256L235 255H230ZM239 254V253H238ZM243 254V253H242ZM42 255V254H41ZM49 255V254H48ZM115 255V254H114ZM244 255V254H243ZM243 255L240 254V256L242 257ZM159 256V255H158ZM245 256V255H244ZM45 257V256H44ZM164 257V256H163ZM53 258L55 259V257L53 256ZM165 258H168V257H165ZM191 259V260H188V259ZM225 258V257H224ZM226 258V259H227ZM247 258V257H246ZM148 259V260H149ZM154 259V258H152ZM236 259V258H235ZM145 260V259H144ZM148 260H145L144 262L148 261ZM165 260V259H164ZM171 260V259H170ZM228 260V259H227ZM157 261V260H156ZM167 262H169L168 260H166ZM173 261V260H171ZM170 261V262H171ZM224 261V260H223ZM222 263L221 264H227V263ZM149 262H151V264H155L156 262H152L151 260L148 261V264ZM166 263V264H171V263ZM226 262V261H225ZM124 263V262H123ZM147 263V262H146ZM145 263V264H146ZM175 263V262H174ZM186 263V262H184ZM189 263H186V264H189ZM238 263V262H237ZM144 264V263H143ZM177 264V263H176ZM205 264V263H203ZM217 264V263H216ZM230 264H234L233 262H230Z\"/></svg>",
    "mask_w": 264,
    "mask_h": 264
}]
</instances>
